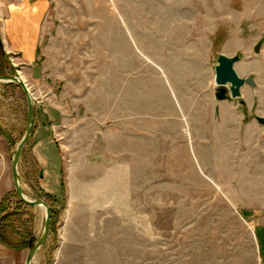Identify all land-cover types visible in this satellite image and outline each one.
<instances>
[{
	"label": "rangeland",
	"instance_id": "1",
	"mask_svg": "<svg viewBox=\"0 0 264 264\" xmlns=\"http://www.w3.org/2000/svg\"><path fill=\"white\" fill-rule=\"evenodd\" d=\"M220 55L256 85L217 99ZM3 75L32 92L18 172L52 210L32 264H264V0H0ZM27 123L0 82V264L46 220L12 178Z\"/></svg>",
	"mask_w": 264,
	"mask_h": 264
},
{
	"label": "water",
	"instance_id": "2",
	"mask_svg": "<svg viewBox=\"0 0 264 264\" xmlns=\"http://www.w3.org/2000/svg\"><path fill=\"white\" fill-rule=\"evenodd\" d=\"M239 60H240V56L238 55L234 57H229L226 55L219 56L218 65L216 66V77H215V81L217 85L220 86V88L217 90L216 93L217 99L219 100L226 99L228 93L226 86H230L229 90L232 97L237 98L242 95L241 89L244 85L246 84L252 86L256 85L253 76L249 78H242L238 75L235 69V64ZM0 82H10L19 85L23 89L28 102L27 129L23 139L21 140V142L17 147V151L12 160V178L15 186V191L23 203L31 206H44L46 209V220L41 237L35 243L33 242V240H30L29 242L30 250L27 254L25 264H32L34 256L37 253V251L41 249L44 246V244L47 242L50 236L51 226H52V210L50 205L42 198L31 200L26 197V195L22 190L19 172H18L19 161L21 159L23 150L29 138L33 134L35 128L36 113H35L34 100H33L32 92L28 87V84L21 76L3 75L0 76ZM258 121L264 124V118L259 117Z\"/></svg>",
	"mask_w": 264,
	"mask_h": 264
},
{
	"label": "crops",
	"instance_id": "3",
	"mask_svg": "<svg viewBox=\"0 0 264 264\" xmlns=\"http://www.w3.org/2000/svg\"><path fill=\"white\" fill-rule=\"evenodd\" d=\"M25 3H23V4H21L20 6H16L13 10H12V12H11V17H12V15H13V13L15 12V14H18L19 13V10L17 9V8H19V7H23V5H24ZM15 10V11H14ZM41 15H42V13H40L39 14V16H32L31 18L34 20H36L37 19V21H38V24H37V26L36 27H33L32 29H31V33L33 32L34 33V35L36 36L35 38H37V34H38V30H39V25H40V18H41ZM27 20H28V16L27 17H25ZM9 23V22H8ZM8 23L6 24V30L7 31H9L10 32V34H12L10 37H12V39H13V37H14V28L12 27V26H9L8 27ZM28 30V29H27ZM51 172V173H50ZM52 172H54V173H52ZM57 173H56V171L54 170V169H51V170H48V174H47V179H46V182H47V184H52L53 185V187L55 188V192L57 191V189H58V185H57V182H58V179H57ZM57 188V189H56Z\"/></svg>",
	"mask_w": 264,
	"mask_h": 264
}]
</instances>
